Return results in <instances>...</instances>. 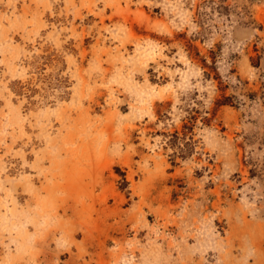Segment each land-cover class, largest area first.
<instances>
[{
	"label": "rangeland",
	"instance_id": "374dc122",
	"mask_svg": "<svg viewBox=\"0 0 264 264\" xmlns=\"http://www.w3.org/2000/svg\"><path fill=\"white\" fill-rule=\"evenodd\" d=\"M0 264H264V0H0Z\"/></svg>",
	"mask_w": 264,
	"mask_h": 264
},
{
	"label": "trees",
	"instance_id": "16d2710c",
	"mask_svg": "<svg viewBox=\"0 0 264 264\" xmlns=\"http://www.w3.org/2000/svg\"><path fill=\"white\" fill-rule=\"evenodd\" d=\"M121 176L122 179L120 180L119 185H120V189L124 191L128 187L129 183L126 180L125 174H121Z\"/></svg>",
	"mask_w": 264,
	"mask_h": 264
}]
</instances>
